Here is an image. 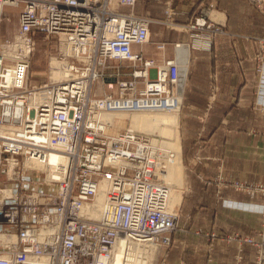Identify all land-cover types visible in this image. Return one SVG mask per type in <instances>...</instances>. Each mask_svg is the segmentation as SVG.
Segmentation results:
<instances>
[{"label":"built area","instance_id":"obj_1","mask_svg":"<svg viewBox=\"0 0 264 264\" xmlns=\"http://www.w3.org/2000/svg\"><path fill=\"white\" fill-rule=\"evenodd\" d=\"M137 1L0 0V264H111L122 240L124 250L173 243L179 215L160 173L175 162L177 151L131 127L111 132L114 124L99 117L106 110L173 112L182 104L171 88L183 79L180 62L158 63L134 51L149 42L153 23L136 13ZM8 8H19L18 27L4 40ZM165 14L163 24L177 29L172 10ZM206 18L183 28L206 31L198 44L211 49L223 31ZM38 35L56 37L58 64L49 68H65L63 80L28 82ZM260 45L256 71L262 76L264 38ZM115 63L133 69L103 72ZM153 68L154 81L148 80ZM121 75L131 79L118 83L117 95L97 94L96 84ZM143 82L146 88H139ZM102 190L103 216L92 219L87 206ZM111 207L120 225L108 222ZM240 240L259 248L264 264V241ZM141 257L147 258L145 251Z\"/></svg>","mask_w":264,"mask_h":264},{"label":"crops","instance_id":"obj_2","mask_svg":"<svg viewBox=\"0 0 264 264\" xmlns=\"http://www.w3.org/2000/svg\"><path fill=\"white\" fill-rule=\"evenodd\" d=\"M166 9L178 28L210 15L224 32L215 36L211 49H202L193 30L164 26ZM135 11L151 18L154 42L135 45L134 51L159 63L178 60L187 68L185 120L200 122L182 137L184 227L160 249L158 264H256V247L240 237L257 236L262 226L264 74L256 71V55L264 38V3L138 0ZM131 68L115 63L106 69Z\"/></svg>","mask_w":264,"mask_h":264},{"label":"rangeland","instance_id":"obj_3","mask_svg":"<svg viewBox=\"0 0 264 264\" xmlns=\"http://www.w3.org/2000/svg\"><path fill=\"white\" fill-rule=\"evenodd\" d=\"M254 2V1H253ZM122 9V8H121ZM18 15H19V8H8L3 14V23H2V36L4 40L9 39L13 37L15 34L17 27H18ZM206 16V15H203ZM208 23L214 24L213 28H219L224 32V28L222 25L216 23L210 18V15L207 16L206 18ZM195 23H191L189 26H193ZM166 26V25H164ZM152 27V34L150 36V40L148 43L145 45H152L153 41V24H151ZM167 27V26H166ZM155 28V27H154ZM171 29V28H169ZM176 30H181L185 31V28H177ZM188 30H193L198 36L206 34V31L203 30H197V29H188ZM183 44L178 43L176 44V47H181ZM58 52V42L56 37L50 38V39H45L42 35H38L37 38V46L36 49L33 53L32 56V63H31V68L29 69V74H28V82L33 85V86H41L49 82L50 78L52 79H60L63 72L62 70H57L54 69V72L51 73V68H49L50 64L54 62V56L57 55ZM153 59V58H151ZM155 60V59H154ZM158 62V61H157ZM180 62V61H179ZM159 63V62H158ZM181 64V63H180ZM130 65V64H129ZM132 67V66H131ZM133 69V68H132ZM181 69V68H180ZM185 69V70H184ZM183 70V71H182ZM53 71V70H52ZM182 73H186L185 75L183 74L182 78L183 81L179 82L177 85L171 86L174 92H178L182 98V104L181 107L178 111H173V112H167V111H161V110H146V111H120L118 113V117H116L114 127L112 128L111 132L114 131H119V130H124L127 127H134V128H139L142 133H148L150 136H153L154 139H157L158 141L164 143L165 145L169 146L170 148L174 149L177 151V156L175 159V162L178 159V154L180 155V166L178 168V171H174V175H171L172 173V164L167 168V171L164 172L160 177L161 179L164 180V182L168 183L169 185V190L170 187L172 188V194L171 197H176L173 201H175V204L172 203V200L170 198V205L171 207L178 213V225L176 229H182L184 227V217L182 213V208H181V194H182V187L184 186V162H183V154H182V137L184 135V132L187 130L191 129H198L200 127V122H193V121H186L185 120V115H184V108L183 104L185 103L184 100V93H185V88L186 84L188 81V71L187 68L181 69ZM186 71V72H185ZM103 72L105 73H112V71L107 70L106 68L103 69ZM117 72V71H115ZM114 73V72H113ZM118 81L112 80L111 77L105 78L104 85L102 84H96L95 88H97V94L102 96L108 93H112L114 95H117L116 90L114 92L111 91V89H117L118 83L120 81L124 80H130L131 77L127 76H119L117 77ZM158 74L156 68L150 69L149 70V76L148 80H157ZM185 79V80H184ZM108 81V82H107ZM113 82V87H109V83ZM146 83L143 82L139 85V88H146ZM178 116L176 121H171L168 123H159L156 125H152L149 120H152V117H168L171 119V116ZM141 117L145 119V117H149L148 121L141 120ZM147 119V118H146ZM173 120V119H172ZM117 123V124H116ZM118 129H117V128ZM123 128V129H122ZM146 129H150L146 130ZM137 130V129H136ZM153 130V131H151ZM175 164V163H174ZM174 168V167H173ZM171 169V170H170ZM171 171V172H170ZM166 176V177H164ZM171 182V183H170ZM173 183V184H172ZM264 188V183L261 185V189ZM176 206V207H175ZM178 208V209H177ZM264 213H262V226L258 232L257 236L253 235H246V236H252L257 239L258 242H263L264 241ZM145 249V248H143ZM160 249L158 245L150 244L148 246V249L145 250L147 260L141 261V263L144 264H158L159 263V254H160ZM257 250V262L256 264H263V262L260 261V249L256 247ZM260 261V262H259Z\"/></svg>","mask_w":264,"mask_h":264},{"label":"bare ground","instance_id":"obj_4","mask_svg":"<svg viewBox=\"0 0 264 264\" xmlns=\"http://www.w3.org/2000/svg\"><path fill=\"white\" fill-rule=\"evenodd\" d=\"M182 59V58H181ZM185 59V58H184ZM53 64H58V63H53ZM183 64V62H182ZM54 69L57 70H62L63 74L61 76L60 79H52V77L50 78V82H59L61 80H63L65 78V76L67 75V71L65 72V68H51V73L54 72ZM182 69V68H181ZM180 69V70H181ZM53 70V71H52ZM185 70V69H184ZM183 71V70H182ZM181 71V72H182ZM186 72V71H185ZM184 73H182L183 75ZM186 74V73H185ZM184 74V75H185ZM185 80V79H184ZM183 81V79H182ZM114 83V82H113ZM121 111H124V110H121ZM154 111V110H153ZM140 112V111H139ZM118 113H120V111H115V110H106V111H103L99 114V117L102 118V120L109 124V125H112L115 123V121L118 122V120H116V117H118ZM172 118L169 119L168 117H152V120H149V117H145V119L143 117H141V120H145V121H150L152 125H156V124H159V123H168V122H171V121H176V118L177 116H171ZM147 118V119H146ZM173 119V120H172ZM117 124V123H116ZM117 128V127H116ZM133 129H137V130H140L139 128H134V127H131ZM118 129V128H117ZM123 129V128H122ZM146 130H149L150 129H146ZM153 131V130H151ZM141 132V131H140ZM148 134V133H147ZM153 137V136H152ZM157 140V139H156ZM53 159H55V157H53ZM175 163V164H174ZM180 155L178 154V159L176 162H173L172 163V173H170L171 175H174V171L177 172L178 171V168L180 166ZM171 170V169H170ZM164 172L166 171H163L162 173H160V176L162 174H164ZM171 172V171H170ZM166 177V176H164ZM105 183H108L105 181ZM166 183V182H165ZM171 183V182H170ZM168 184V183H166ZM173 184V183H172ZM105 186V184H103V187ZM169 186V185H168ZM171 187H170V198L172 200V197H171V194H172V191H171ZM170 200V201H171ZM105 202H106V199H105V191L102 190L98 196H97V199L95 200L94 203H90L88 206H87V214H89V216L92 218V219H99L101 216H103V214H101L102 210L104 211V208H105ZM172 203L175 204V201L172 200ZM104 204V205H103ZM176 207V206H175ZM106 209H108L107 205H106ZM178 209V208H177ZM109 223H114V224H121L122 223V219L121 217L119 216V214L116 213L115 209L113 207L110 208L109 210ZM121 244H122V247H120L119 251L117 252V256H116V261H112L111 264H144V263H141V261H143V257H141L142 255H144V251L148 249V246L147 243L145 244H134V246L130 249H125L124 250V246L127 244L125 242V240H122L121 241ZM127 246V245H126ZM145 248V249H143ZM135 249V250H134ZM123 250L125 251L124 252V256L126 257V261H123L121 259L122 257V254H123ZM145 260H147L145 258ZM148 261V260H147Z\"/></svg>","mask_w":264,"mask_h":264}]
</instances>
